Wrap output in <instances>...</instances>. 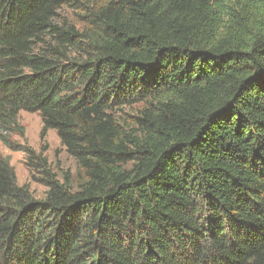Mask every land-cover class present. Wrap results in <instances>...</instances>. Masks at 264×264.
<instances>
[{
	"label": "trees",
	"instance_id": "obj_1",
	"mask_svg": "<svg viewBox=\"0 0 264 264\" xmlns=\"http://www.w3.org/2000/svg\"><path fill=\"white\" fill-rule=\"evenodd\" d=\"M21 112L78 169L0 158V264H264V0H0L7 146Z\"/></svg>",
	"mask_w": 264,
	"mask_h": 264
},
{
	"label": "rangeland",
	"instance_id": "obj_2",
	"mask_svg": "<svg viewBox=\"0 0 264 264\" xmlns=\"http://www.w3.org/2000/svg\"><path fill=\"white\" fill-rule=\"evenodd\" d=\"M60 17L61 21L66 20L78 29L82 28L77 23L78 16L75 11L63 9ZM18 123L23 135L21 133L8 134L10 146L0 141V158L8 160L20 186H26L36 199H43L48 190L44 181L45 177L33 167L27 154L29 150L44 158L48 169L61 179L67 174L75 176L78 166L74 158L62 146L55 131H49L46 137L42 138L43 123L39 114L21 112Z\"/></svg>",
	"mask_w": 264,
	"mask_h": 264
}]
</instances>
